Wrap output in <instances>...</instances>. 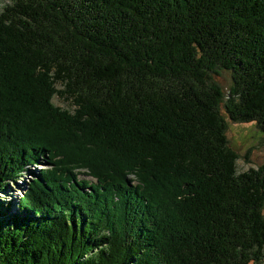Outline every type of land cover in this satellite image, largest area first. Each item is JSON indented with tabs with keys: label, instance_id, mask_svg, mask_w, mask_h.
<instances>
[{
	"label": "trees",
	"instance_id": "obj_1",
	"mask_svg": "<svg viewBox=\"0 0 264 264\" xmlns=\"http://www.w3.org/2000/svg\"><path fill=\"white\" fill-rule=\"evenodd\" d=\"M221 106L264 133V0H11L0 194L41 170L0 199V264H261L264 165Z\"/></svg>",
	"mask_w": 264,
	"mask_h": 264
},
{
	"label": "rangeland",
	"instance_id": "obj_2",
	"mask_svg": "<svg viewBox=\"0 0 264 264\" xmlns=\"http://www.w3.org/2000/svg\"><path fill=\"white\" fill-rule=\"evenodd\" d=\"M11 0H0V11L4 6L9 4ZM218 81L226 88L231 83V76L228 71L223 70L219 77L215 76ZM57 89H61L62 86L57 84ZM52 103L60 108L72 110L74 108L72 100L68 97H61L55 95L52 99ZM224 113L228 123L226 130V137L228 145L238 154L236 160L237 172L247 171L249 168L257 169L264 165V133H262L254 122H233L228 119L224 112L223 106L220 107ZM87 168L82 167L81 170ZM41 170L39 164H32L27 166V172L20 174L14 181L9 182V188L6 192L0 194V199L9 203L11 210L15 209L16 202L23 196L26 184L30 182L32 178L37 176L38 171ZM80 178H85L84 175H79ZM87 178V177H86ZM95 181L94 178H90ZM89 190V188H86ZM264 264V258L262 263Z\"/></svg>",
	"mask_w": 264,
	"mask_h": 264
}]
</instances>
